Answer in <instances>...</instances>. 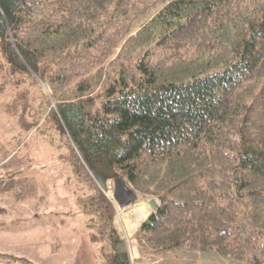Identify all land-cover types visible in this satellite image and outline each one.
<instances>
[{
	"label": "trees",
	"instance_id": "obj_1",
	"mask_svg": "<svg viewBox=\"0 0 264 264\" xmlns=\"http://www.w3.org/2000/svg\"><path fill=\"white\" fill-rule=\"evenodd\" d=\"M0 111L18 119L0 195L38 196L14 168L44 134L101 264H130L99 184L116 176L160 200L142 253L264 264V0H0Z\"/></svg>",
	"mask_w": 264,
	"mask_h": 264
},
{
	"label": "rangeland",
	"instance_id": "obj_2",
	"mask_svg": "<svg viewBox=\"0 0 264 264\" xmlns=\"http://www.w3.org/2000/svg\"><path fill=\"white\" fill-rule=\"evenodd\" d=\"M40 84V88L35 89L51 100L49 111L54 107L51 90L42 80ZM46 114L40 122L45 120ZM17 124V118L0 111V136L3 141L15 133ZM19 154L27 160L24 166L22 163L14 168V172L17 177H35L39 191L38 196L19 200L8 193L0 195V253L28 260H15L12 264H101L98 249L90 241L83 227L84 222L75 211L77 197L85 189L75 182L69 166L59 161L40 132L27 137ZM100 187L116 210L114 224L126 241L130 264H150L153 261L172 264L179 260L177 258L192 261V264H239L225 257L213 259L211 255L142 253L138 235L141 224L149 209L151 213L156 211L151 201L157 208L160 200L154 195L139 192L123 176L107 179Z\"/></svg>",
	"mask_w": 264,
	"mask_h": 264
},
{
	"label": "crops",
	"instance_id": "obj_3",
	"mask_svg": "<svg viewBox=\"0 0 264 264\" xmlns=\"http://www.w3.org/2000/svg\"><path fill=\"white\" fill-rule=\"evenodd\" d=\"M211 256H213L214 258L217 257L218 255L217 254H212ZM208 257V256H207ZM166 261H161V262H151L150 264H164ZM190 262L189 261H186V260H176V261H173L172 264H189Z\"/></svg>",
	"mask_w": 264,
	"mask_h": 264
},
{
	"label": "water",
	"instance_id": "obj_4",
	"mask_svg": "<svg viewBox=\"0 0 264 264\" xmlns=\"http://www.w3.org/2000/svg\"><path fill=\"white\" fill-rule=\"evenodd\" d=\"M99 184H101V182H99ZM151 204H152L153 208L156 209V204H155V202H154V201H151Z\"/></svg>",
	"mask_w": 264,
	"mask_h": 264
}]
</instances>
